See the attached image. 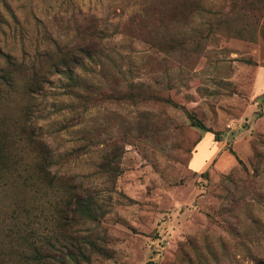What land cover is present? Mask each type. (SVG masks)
<instances>
[{
  "label": "rangeland",
  "instance_id": "obj_1",
  "mask_svg": "<svg viewBox=\"0 0 264 264\" xmlns=\"http://www.w3.org/2000/svg\"><path fill=\"white\" fill-rule=\"evenodd\" d=\"M262 7L259 0H0V51L17 62L31 61L51 39L70 43L76 31L104 29L105 55L78 69L80 77L143 82L212 130L191 125L183 109L163 102L83 107L58 76L29 100L0 93V129L8 123L3 117L33 103L37 131L57 159L52 169L71 175L100 206L99 219L76 233L103 252L81 264L264 263ZM140 15L147 29H165L180 46L161 52L125 36L142 28ZM104 154H119L115 175L99 171ZM8 202L0 187V210ZM160 229L168 243L156 257ZM8 251L0 248V258Z\"/></svg>",
  "mask_w": 264,
  "mask_h": 264
},
{
  "label": "trees",
  "instance_id": "obj_2",
  "mask_svg": "<svg viewBox=\"0 0 264 264\" xmlns=\"http://www.w3.org/2000/svg\"><path fill=\"white\" fill-rule=\"evenodd\" d=\"M259 1L264 10V0ZM253 4L251 1L249 6ZM243 7L240 5L241 9ZM248 11L253 15L258 12L254 8ZM262 12L259 19L264 23ZM175 19L178 20L177 15ZM89 20L95 26L96 18ZM139 22L142 26L139 31L123 34L139 39L161 52L180 46L181 40L172 38L165 29H147L144 17ZM234 34L242 36L240 31ZM158 35H162L161 38ZM261 35H264L263 31ZM107 36L104 29L91 28L83 32L76 31V40L70 43L51 39L50 46L35 52L27 63L17 62L12 55L0 51V57L3 58L0 65V93L4 91L7 97L22 95L29 100L45 90L52 76H58L65 79L63 86L67 93L76 97L83 107L104 101L163 102L183 109L191 125L212 132L185 105L143 82L128 80L120 83L113 77L100 84L80 77L78 69L85 68L88 62L96 64L100 56L105 55L102 45ZM247 61L252 62L249 59ZM172 87L173 84L167 86ZM19 110L17 117H3L8 123L5 129H0V187L9 199L8 208L0 210V248L6 247L11 252L0 258V264L88 262L92 252L102 253L103 249L94 244L88 235L76 233L77 226L98 220L100 206L90 193L87 194L76 185L71 175L58 174L52 169L57 159L50 145L37 131V124L33 120V103H23ZM213 133L218 138L216 132ZM200 140H197L196 145ZM228 152L244 166L232 147L228 148ZM118 155L110 157L104 154L97 164L99 171L115 175L118 171L115 162ZM202 174L206 175V172ZM5 242H9V246H3ZM258 264L264 263L259 261Z\"/></svg>",
  "mask_w": 264,
  "mask_h": 264
},
{
  "label": "built area",
  "instance_id": "obj_3",
  "mask_svg": "<svg viewBox=\"0 0 264 264\" xmlns=\"http://www.w3.org/2000/svg\"><path fill=\"white\" fill-rule=\"evenodd\" d=\"M166 236H167V234L164 233V229H160V230L158 231V238H157V240H158L157 246H158V247L155 248V250H156V257H158V256L161 255L162 250H163V248H164V247H163V244H164V243H168V241L164 242Z\"/></svg>",
  "mask_w": 264,
  "mask_h": 264
},
{
  "label": "crops",
  "instance_id": "obj_4",
  "mask_svg": "<svg viewBox=\"0 0 264 264\" xmlns=\"http://www.w3.org/2000/svg\"><path fill=\"white\" fill-rule=\"evenodd\" d=\"M213 139H212V137L210 136V144H212L211 143V141H212ZM198 144V143H197ZM218 148L217 147H215L214 148V150H213V152H212V150H211V153H210V156L208 157V161L207 162H205V164H202V166H200V167H196V170L197 171H199L200 169H202L208 162H210V160H212L214 157H215V155H216V150H217ZM195 151H196V148H195ZM194 151V152H195ZM192 165V164H191Z\"/></svg>",
  "mask_w": 264,
  "mask_h": 264
}]
</instances>
